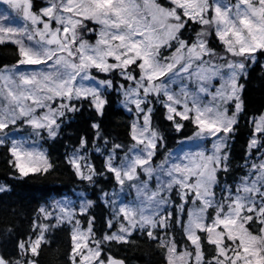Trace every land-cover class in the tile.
<instances>
[{
	"label": "snow or ice",
	"instance_id": "snow-or-ice-1",
	"mask_svg": "<svg viewBox=\"0 0 264 264\" xmlns=\"http://www.w3.org/2000/svg\"><path fill=\"white\" fill-rule=\"evenodd\" d=\"M59 2L57 9L53 0L40 4L29 0L31 16L25 18L22 32L15 30L8 15L0 13V43L11 41L18 45L19 53L15 65L0 67V147L9 154V164L24 177L54 171V165L36 145L57 139L72 115L89 111L94 135L79 137L71 154H65L67 165L86 187L111 174L121 189L127 185L139 196L150 197L155 207L145 208V199L140 203L141 211H155L167 221L153 224V228L166 232L175 222L183 229V241L193 250L185 247L177 255L179 242L173 237L171 247H166L171 254L166 255V264H191L193 257L194 264H264V178L260 175L264 170V112L259 118H251L253 128L243 164L237 165L244 174L235 185L225 183L222 189L223 199L230 201L243 191L255 197L241 224L243 238L229 235L217 242L209 237L212 227H205L211 222L201 221L202 215H212V221L219 219L214 225L219 232L228 224L235 227L240 223L231 215L225 218L223 209L219 215L210 214L208 209L216 206L219 174L231 171L229 161L234 156L230 142L237 139L240 119L248 112L246 84L257 68L264 73V0H154L155 7L147 12L141 11L137 0H107L106 5L102 0ZM10 3L2 0L11 11ZM84 81L95 84L86 87ZM177 81L181 85L179 95L172 87ZM110 90L116 95L115 102L109 99ZM203 96H211V101L202 104ZM153 101L162 105V119L172 122L176 132H181L185 121L192 124L191 137L182 134L184 139L178 147L196 141L204 145L207 138L211 149L201 147L174 159L176 148L167 145L164 132L153 119ZM118 102L135 113L137 121L129 125L127 146L109 141L96 119ZM90 145L92 152L107 157L102 171L89 162ZM118 151L131 157L127 165L114 162ZM162 153H167L165 162L157 169L154 161ZM209 167L213 169L211 175ZM153 179L155 188L150 189ZM241 184L245 188H239ZM250 184L256 186L255 193L247 187ZM165 194L168 202L160 205ZM117 196L115 188L111 195L101 191V201L111 209L107 221L91 213L94 202L86 193L78 197L82 201L79 213L87 228H81V220L75 219L78 227L73 230V264H125L105 244L129 243L138 230L131 224L138 212L135 201L127 204ZM176 199L181 203L176 204ZM189 203L199 207H189ZM54 207L55 213L67 214L72 223L76 213L71 201H58ZM185 210L194 232L184 223ZM39 212L45 219H57L46 207ZM35 226L34 222V230ZM146 234L151 240L161 239L151 230ZM201 236L207 246L216 249L213 255H206ZM17 248H25L23 241ZM28 252L38 255L37 248ZM0 264H8L7 259L0 256Z\"/></svg>",
	"mask_w": 264,
	"mask_h": 264
},
{
	"label": "trees",
	"instance_id": "trees-1",
	"mask_svg": "<svg viewBox=\"0 0 264 264\" xmlns=\"http://www.w3.org/2000/svg\"><path fill=\"white\" fill-rule=\"evenodd\" d=\"M234 2V0H233ZM95 42V37L91 41ZM87 43V41H85ZM73 50L75 48L73 47ZM19 58L18 47L14 44L0 43V67L5 65L12 66L17 63ZM264 63V58H261ZM264 76L259 68L252 73L251 79L246 84L245 99L247 101V114L240 119V129L237 134V139L231 141L232 153L234 159L229 161L231 171L226 175L220 173V183L215 188V199L217 204L223 199L222 191L225 183L235 185L238 177L244 174L243 168H238L237 165H242V157L245 154L249 132L253 128L251 118L258 117L264 112ZM109 99L116 101V95L111 90L108 93ZM153 112L154 121L160 125L161 131L164 132L167 145L170 148H176L178 142L183 140V135L191 136L193 126L190 122H184V128L181 132H176L172 126V122L162 119V105L155 104ZM113 109L108 108L104 117L96 119L102 123V133L106 135L109 141L124 144L129 143L130 129L129 125L132 122L133 114L126 111L121 104L113 103ZM91 112L85 111L82 115L74 114L62 126V132L55 140H49L46 143H41L45 149L49 161L54 165L55 170H49V173H34L27 177H21L17 170L8 162L9 154L0 147V187L4 185L5 191L0 192V256L7 259L8 264H72V231L68 225L54 226L48 222L46 230H44V241L38 247V255H32L28 252L29 241L37 237V230L34 222L39 221V209L49 201L62 197L71 192L73 189H82L86 192L87 197L94 202L91 208V213L97 219L103 218L107 221L110 215V209L101 202V191L110 192L117 187L111 174L107 179L103 176L96 179L93 187L82 185L79 178L75 176L74 169L67 165L66 153L71 154L73 147L80 136H88L91 138L94 133L91 131ZM96 143L93 137V144ZM103 148V142H100ZM111 143L108 145L111 148ZM90 147L89 162L95 164L98 171H102L105 162V156L92 152ZM167 153H162L161 157L156 159V162L162 161ZM124 157L121 152L116 154V161L120 162ZM87 182H85L86 184ZM178 201V200H177ZM210 214L216 215L214 208L208 210ZM175 216V213H174ZM186 210L183 216L184 223L186 221ZM212 215L207 216V220L211 221ZM83 225L87 224L84 221ZM98 226V225H97ZM255 228V226H254ZM113 231V229H112ZM147 231H136L133 234V239L129 243L105 244V247L111 248V254L125 261V264H166V249L161 243L162 238L175 237L177 251L185 250L188 247L189 251L193 247L184 243L183 229L176 226L173 222L172 227L164 232L161 230L153 232L160 236V241H154L148 238ZM205 237L201 236V242L205 241ZM226 239V238H225ZM23 241L25 248L18 249V242ZM206 255L211 256L216 249L209 247L205 241ZM194 253V252H193ZM193 264V263H191Z\"/></svg>",
	"mask_w": 264,
	"mask_h": 264
},
{
	"label": "rangeland",
	"instance_id": "rangeland-1",
	"mask_svg": "<svg viewBox=\"0 0 264 264\" xmlns=\"http://www.w3.org/2000/svg\"><path fill=\"white\" fill-rule=\"evenodd\" d=\"M42 2H43V0H34L35 4H40ZM53 2L56 3L57 9H59V7L61 6L59 0H53ZM102 2L105 5L107 4V0H102ZM221 2H225V0H221ZM137 3L140 5L142 12H147L149 9L155 7L154 0H137ZM10 8H11V11L9 9H7V6L2 5V6H0V13L8 15L9 18L12 20V26L15 28V30L18 32H22L24 27H25V18L31 16L29 0H11ZM65 15H67V14H65ZM39 27H42V25H39ZM169 28L170 29L173 28V25L169 24ZM28 30H29V32L32 31L31 24L28 25ZM20 38L25 39V43H30V42H27L26 36H21ZM5 43L13 44L11 41H7V40L1 44H5ZM16 46L18 47V45H16ZM37 46L38 45H33V47H37ZM85 46H88V44L85 43ZM35 67H38V66H35ZM27 70L31 71V68H27ZM94 84H95L94 81H84V85L86 87L94 86ZM216 86L219 87V82L216 83ZM172 87L175 89L176 94L179 95L180 90H181L180 82L177 81V83L172 85ZM210 101H211V96H203V98L201 99L202 104H207ZM29 103H31V102H29ZM0 106H2V105H0ZM121 106L123 107V105H121ZM124 109L126 111H128L126 108H124ZM132 114H133V118H132L131 124H136L137 121L135 120V113H132ZM257 118H259V116ZM180 141H182V140H180ZM28 143H31V142L29 141ZM36 147H37V150L45 152V149L42 147L41 143L37 144ZM201 147H206L208 149H211V140L205 138V144L204 145H201L199 141H196L194 143H185L179 147L177 145L176 151L174 153H172V156L174 159L177 156L182 157L185 152H189V151L197 152L201 149ZM106 159H107V157L105 156V160ZM130 160H131V157L125 156V155L120 162L116 161V159L114 158V162L121 165V166L127 165L130 162ZM164 162H165V158L160 162L154 161L155 168L158 169L159 166L162 165ZM85 171H87V170L85 169ZM212 171H213V169L211 167H209V169H208L209 175H211ZM30 174H34V173H30ZM260 175L262 178H264V170H261ZM21 177H24V176H21ZM262 182H264V179H262ZM1 187H4V185H1ZM238 187L243 189V188H245V185L241 184ZM247 187L251 189L252 193H255L257 191V188L254 184L247 185ZM154 188H155V180L153 179L151 184H150V189H154ZM115 189L118 192V196L116 197V199H118L119 201H123L124 203H127V204H131L133 201L136 202L138 215L135 219H133L131 221V224H132V226L137 227V229H138L137 231L141 232V231L151 230V231L155 232V231L161 230L159 227L153 228L152 225L153 224H157V225L164 224L167 221L164 220L162 218V216L156 215L155 211H153L151 213H145L144 211H141V209H140V203L142 200H145V199L148 200V203L145 204V208L155 207L154 205L151 204V198L150 197L139 196L137 194L135 188H132L131 190H129L127 185H125L123 189H121L120 186L117 185V187ZM112 191L113 190H111L108 193L111 195ZM159 191H164V190L160 189ZM84 193H86V192L83 191L82 189H73V190H71L70 193H68L62 197L53 199V200L49 201L48 203L44 204L42 207H46L49 211L54 212V214L57 216V219H55V220L45 219L44 216L39 212V221H37V224H36L37 237L35 239L29 241V248H37V250H38L40 243H42L44 241V230H46V226L48 225V222H51V224L54 226H60L63 224L70 226L71 231H72V245H73V243H74L73 230L78 227L74 223L75 219L81 220V228H83V229L87 228V226L85 227L83 225L82 215L79 213L80 204L82 201L80 199H78V197H80L81 194H84ZM158 195H159V192H157V196ZM86 197H87V194H86ZM261 197H264V192L261 193ZM254 198L255 197L253 195H250L249 192L243 191V192H241L240 196L234 201H230V200L226 201L225 200V201H220L217 204L216 199H215L214 204L216 206L214 207V210L216 212V215H219L220 209H223V211L225 213V218H227L228 215H231V217L233 219H238V221L240 223H237V225L235 227H233L231 224H228V225H226L225 231L219 232V231H216L214 225H218L220 223V220L217 219L215 221H212V219H211L210 225H205V227H208V226L212 227V231L209 234V237L211 239L217 241V242H220L222 238L223 239L227 238L229 235L232 236L233 238H235L237 235H240L243 238L244 230H243V227L241 226V224L246 219V216H247L246 208L250 206V201L253 200ZM87 199L90 200L88 197H87ZM177 200L178 199H176V201H175L176 204H180L181 202L179 200L178 201ZM58 201H64L66 203L71 201L72 205H74L72 212L76 213V215L73 216L72 223L68 222L69 216L67 214L55 213V207L54 206L57 205ZM164 202H168L167 194H165L163 201H160L159 204L162 205ZM188 206L193 207V208L199 207L198 205H191L190 203ZM242 208L245 210L242 211L241 210ZM110 212H111V209H110ZM204 220H207V216L202 215L201 221L203 222ZM185 225L187 227H189V229L191 231H193V232L195 231V229L192 228L191 222H190L188 217H186ZM117 229H118V225L116 228H113V231H116ZM161 243L165 247V249H166V247L170 248L172 245V238H162ZM237 243H239V241H237ZM183 251H180V252H183ZM180 252L177 251V255ZM193 254L195 255V252ZM166 255H171V254L166 252ZM191 263L194 264V257H193V260ZM72 264H73V251H72Z\"/></svg>",
	"mask_w": 264,
	"mask_h": 264
},
{
	"label": "water",
	"instance_id": "water-1",
	"mask_svg": "<svg viewBox=\"0 0 264 264\" xmlns=\"http://www.w3.org/2000/svg\"><path fill=\"white\" fill-rule=\"evenodd\" d=\"M0 4H2V0H0Z\"/></svg>",
	"mask_w": 264,
	"mask_h": 264
}]
</instances>
